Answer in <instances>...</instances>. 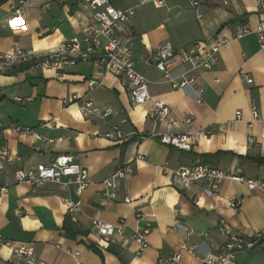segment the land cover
Instances as JSON below:
<instances>
[{
    "label": "crops",
    "instance_id": "0c3cea01",
    "mask_svg": "<svg viewBox=\"0 0 264 264\" xmlns=\"http://www.w3.org/2000/svg\"><path fill=\"white\" fill-rule=\"evenodd\" d=\"M111 4L119 9L135 7L119 32H136L130 43L134 68L148 79L151 99L168 104L174 123L148 117L147 104L133 105L118 77L98 69L94 62H79L63 71L18 67L0 74V139L21 157L17 163L0 167V233L31 245L46 264H163L159 261L184 243L197 245L200 251H220L230 233L251 236L261 231L263 189H249L229 179H223L215 192L204 182L180 189L159 167L166 163L170 169L196 164L225 171L239 168L244 176L264 181V122L247 127L251 105L264 119V47L255 33L258 25L264 26V0H229L227 6L219 0H204L197 9L188 0H163L160 6L151 0L140 5L138 0H111ZM15 7L18 0H0V52L13 46L38 53L53 51L78 35L92 15L83 0H26L20 20L12 19ZM239 27L250 32L235 38ZM217 33L231 40L220 49L211 69L198 70V81L205 90L203 103L197 104L188 92L171 87L152 65L153 52L167 42L174 49L208 44ZM172 64L176 70L180 63L175 58ZM240 71L252 83L247 84ZM90 80L97 84L89 87ZM72 95L91 99L112 113L104 118L84 115ZM219 124L227 126L225 131L216 129ZM14 126L32 127L53 141L17 133ZM114 126L134 138L117 142L105 137ZM210 129L190 151L162 145L151 137ZM249 135L253 143L247 141ZM60 154L71 155L87 170L90 180L79 197L77 222L71 224L63 198H78L75 185L65 189L58 183H46L32 189L12 177L15 167L46 165ZM123 166H129L132 174L119 183L115 200L105 199L100 194L101 181ZM126 196L131 202H124ZM231 201L237 202L235 207ZM137 213L142 214L140 221ZM92 219L121 223L123 232L100 237L91 227ZM175 220L180 231L173 229ZM136 227L148 229L149 245L141 253L132 238ZM186 229L192 233L185 235ZM0 264L29 263L0 245ZM177 264L201 262L183 250ZM230 264H264V239Z\"/></svg>",
    "mask_w": 264,
    "mask_h": 264
},
{
    "label": "built area",
    "instance_id": "2783aa9c",
    "mask_svg": "<svg viewBox=\"0 0 264 264\" xmlns=\"http://www.w3.org/2000/svg\"><path fill=\"white\" fill-rule=\"evenodd\" d=\"M92 9L90 21L81 29L80 33L68 41H63L50 52L38 53L33 48L11 47L9 50L0 52V74H8L17 66H25L29 69L56 70L63 71L74 67L79 62H94L98 69L104 72H111L119 79V84L129 93L133 105L147 104V116L157 120L169 119L170 109L166 102L153 100L149 92L148 79L134 68L132 61V51L130 43L136 37V32L128 30L120 34V27L125 24L135 12V7L119 9L111 4V0H83ZM147 0H138V5ZM155 6L163 4V0H151ZM193 9H197L204 0H188ZM221 5H229V0H219ZM261 0H257L260 3ZM26 0H18V7L11 11L12 19L20 20L25 12L24 5ZM200 17V14H197ZM246 27H239L234 35L235 38L249 33ZM255 33L258 36L260 46L264 47V26L258 25ZM231 37L217 33L213 40L208 44L193 43L191 45L174 49L171 43L167 42L157 46L153 52L152 65L163 73L166 81L173 88H178L188 92L195 103L202 104L204 86L198 81V70L211 69L218 62L220 49L229 43ZM177 58L179 67L172 68L173 60ZM188 64V68L184 67ZM240 76L247 84L252 83L244 71L239 72ZM97 84L96 81H88L89 87ZM16 100H20L17 98ZM79 101V102H78ZM72 102L77 103L79 111L84 115L96 117H107L112 113L108 107L100 108L91 99H83L78 95H72ZM250 119L247 127L251 128L256 121H263L256 106L249 108ZM236 117H240L237 111ZM191 119L186 118L185 122L190 123ZM40 126H45L44 124ZM225 124L217 125L216 129L225 131ZM13 131L21 134H31L36 139L52 142L53 139L43 134L35 133L32 127H12ZM212 129L201 133L197 130H186L177 133L152 134L162 145L173 147L182 151H190L199 140L209 135ZM105 137L117 142H128L134 138L132 134H124L116 126L109 129ZM142 136L140 137V139ZM247 141L253 143L252 136H247ZM21 160L18 153L11 151L0 139V167L4 163H17ZM162 172L169 173L171 183L182 189L187 188L197 182H204L210 191L215 192L219 183L223 179L245 184L249 189L260 188L264 190V181L244 176L241 169L236 168L225 171L205 164L192 166H179L170 169L165 163L159 167ZM129 166L117 168L110 176L101 181L100 194L105 199L115 200L119 183L126 180L131 174ZM12 177L17 183H27L32 189L44 186L46 183H58L67 189L69 185H75L76 200L63 198L67 208V215L71 222H77V215L81 204L80 196L90 183L87 170L79 165L71 155L60 154L55 156L49 164H40L30 168L15 167ZM124 202L129 203L131 199L126 196ZM237 202L231 201L232 207ZM142 214H136V220L140 221ZM91 227L103 238L111 235H120L123 232V225L105 223L99 219H92ZM181 225L175 220L173 229L180 231ZM190 229H186L185 235H190ZM148 229L136 227L133 229L132 238L137 245V253H141L148 247ZM264 239V228L251 235L242 236L230 233L225 244L220 251L205 250L200 251L197 245L188 246L185 243L180 246L179 251L172 256L161 259L163 264H177L181 258V251L186 250L200 259L201 264H230L241 252L248 251L259 245ZM0 245L9 248L14 254L26 259L29 264H46L39 259L33 248L28 243L15 242L5 238L0 233ZM79 264V261H75Z\"/></svg>",
    "mask_w": 264,
    "mask_h": 264
},
{
    "label": "trees",
    "instance_id": "16d2710c",
    "mask_svg": "<svg viewBox=\"0 0 264 264\" xmlns=\"http://www.w3.org/2000/svg\"><path fill=\"white\" fill-rule=\"evenodd\" d=\"M18 67L26 68L25 66H17V67H15L12 71H10L9 73L13 72V71H14L16 68H18ZM67 221H68L70 224L72 223L69 217H67Z\"/></svg>",
    "mask_w": 264,
    "mask_h": 264
}]
</instances>
